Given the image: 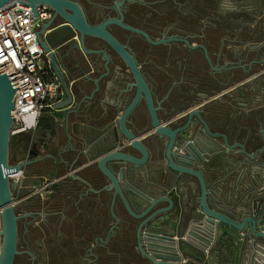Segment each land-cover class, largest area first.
Returning <instances> with one entry per match:
<instances>
[{
  "label": "water",
  "instance_id": "95a60500",
  "mask_svg": "<svg viewBox=\"0 0 264 264\" xmlns=\"http://www.w3.org/2000/svg\"><path fill=\"white\" fill-rule=\"evenodd\" d=\"M12 1L31 6L34 16H37L36 1L71 7L75 12L73 15L58 10L74 30L103 38L118 59L120 70L127 72L131 78L121 91L124 96L132 94L128 103L113 105L109 118V122L118 128L124 142L117 141L112 147L88 156L91 162L89 166L95 165L105 179L102 189L111 193L110 212L114 219L111 230L120 223L114 212L115 202L120 201L128 215L124 221L125 228L134 229L136 249L150 264H200V255L207 257L202 264H210L213 255H207L206 252L209 249L216 251L226 237L233 242V246L250 254L253 264H264V201L253 203L245 211H238L234 215L219 211L209 204L210 193L203 173L204 162L222 150L239 148L242 155L251 158L245 146L240 142L229 144L224 133L212 131L201 118L197 105L187 114L183 124L172 128L161 123L146 78L125 47L105 31L107 22L90 27L77 7L62 0H0V7ZM38 40L48 52L64 95L55 108L65 109V118L68 119L81 109L87 92L98 90L99 79L84 72L80 62L74 58V51L82 57L89 54L83 44L63 49L69 62L74 60L76 64L66 65L60 54L62 47L51 51L49 44L42 42L39 37ZM99 55L104 70L101 76H108L111 59L105 52L101 51ZM14 91L6 74L0 73V264H14L15 257L21 253L18 250V221L30 214L17 211L13 201L16 185L10 183L8 178V173L32 163L30 156L35 145L29 133L10 134L14 123L11 115ZM141 101L145 103L150 117V128L141 130L144 134L142 139L129 128L131 116ZM72 104L75 107H70ZM106 115L107 111L103 110L101 118L105 119ZM188 130L193 131L189 133ZM147 141L151 143L150 148L146 145ZM151 149L162 150L166 170L164 183L169 184V189L146 190L134 181L154 160ZM192 185L197 188L194 195L188 192ZM161 203L166 205L160 208Z\"/></svg>",
  "mask_w": 264,
  "mask_h": 264
},
{
  "label": "flooded vegetation",
  "instance_id": "af4514ba",
  "mask_svg": "<svg viewBox=\"0 0 264 264\" xmlns=\"http://www.w3.org/2000/svg\"><path fill=\"white\" fill-rule=\"evenodd\" d=\"M62 1L77 7L90 27L107 22L105 31L125 47L146 78L154 95L158 120L172 128L183 124L196 105L209 127L212 119L222 120L224 100L221 98H226V90L231 87L237 90L243 79L264 67V43L259 41L258 32V14L264 9V0ZM34 5L35 9L40 7L45 12L37 37L49 44L51 51L62 47L60 54L64 63H68L69 57L64 56L63 49L83 44L89 53L85 67L80 63L84 72L99 67L101 51L111 59L109 68L112 69L115 54L110 45L97 35L74 30L58 10L73 15L71 7L38 1ZM74 54L79 55L76 51ZM106 111L105 120H109L112 109ZM130 120L141 128H150L143 101ZM81 161L82 156L78 155L74 165ZM25 212L28 211L22 209L19 213ZM21 225L27 234L34 231L28 216L18 221L19 229ZM127 242L123 234L113 231L94 238L69 239L55 232L47 236L45 247L37 246L38 250L24 242L14 264L19 258H23L24 264L48 259L49 264H131L133 257ZM19 243L20 239L18 246Z\"/></svg>",
  "mask_w": 264,
  "mask_h": 264
},
{
  "label": "crops",
  "instance_id": "0c3cea01",
  "mask_svg": "<svg viewBox=\"0 0 264 264\" xmlns=\"http://www.w3.org/2000/svg\"><path fill=\"white\" fill-rule=\"evenodd\" d=\"M258 21L259 41L264 43V9L258 14ZM74 58L84 67L88 61L80 55ZM113 61L108 76H101L104 73L101 61L97 69L87 72L99 79V88L93 93L87 92L78 113L66 119L65 109H47L29 133L35 144L30 156L32 163L24 167L26 185L13 191V201L19 207L18 212L25 209L30 213L28 221H33L34 237L31 238V233L27 234L21 225L19 239L21 245L26 242L30 248L38 250L37 246L45 247L47 236L55 232L69 239L94 238L113 231L127 238L133 257L131 264H150L136 249L134 229L125 228L128 215L120 201L114 204L120 223L111 230L114 223L110 212L111 193L102 189L105 179L95 165L89 166L91 162L88 161L89 155L108 149L117 141L124 142L118 128L101 118L103 110L112 109L117 103L118 106L125 105L130 99L129 95H121V91L131 78L120 70L116 57ZM68 64L76 65L74 60L71 63L68 60ZM237 87V90L233 87L226 90L228 98L224 101L223 119H212L210 127L212 131L224 133L229 144L242 143L252 157H245L239 148H235L213 154L203 164L209 204L228 215L264 201V149L258 150L264 148V67L243 79ZM129 126L138 138H143L140 125L131 121ZM146 145L150 148L151 143L147 141ZM151 154L154 160L134 181L146 190L169 189V184L164 183L166 170L162 150L151 149ZM78 155L82 156V161L74 165ZM188 192L196 194V186H190ZM165 205L161 203L159 207ZM228 238L216 251L209 249L206 252L213 255L210 264H253L250 254L233 246ZM69 245L67 241L66 246ZM46 255L43 249V257ZM200 257L202 264L207 257ZM48 260L38 263L49 264Z\"/></svg>",
  "mask_w": 264,
  "mask_h": 264
},
{
  "label": "built area",
  "instance_id": "2783aa9c",
  "mask_svg": "<svg viewBox=\"0 0 264 264\" xmlns=\"http://www.w3.org/2000/svg\"><path fill=\"white\" fill-rule=\"evenodd\" d=\"M36 10L34 16L31 6L18 1L0 7V73L6 74L15 88L11 135L30 133L42 112L54 109L63 96L48 52L37 37L45 12L40 7ZM23 177L24 167L8 173L10 183L16 188Z\"/></svg>",
  "mask_w": 264,
  "mask_h": 264
},
{
  "label": "rangeland",
  "instance_id": "374dc122",
  "mask_svg": "<svg viewBox=\"0 0 264 264\" xmlns=\"http://www.w3.org/2000/svg\"><path fill=\"white\" fill-rule=\"evenodd\" d=\"M247 35H248V34L245 35V38L247 37ZM227 98H228V97L226 96V98H221V99L224 100V101H226ZM25 176H26V175H25V173H24V177L22 178V181H21V185H23V186L26 185V183H25ZM21 185H20V186H21ZM18 209H19V207H17V210H18ZM19 233H20V231H19ZM30 236H31V238L34 237V235H33L32 233L30 234ZM19 246H20V247H19ZM19 246H18V250L22 248L21 243L19 244ZM23 262H24V261H23V258H19V259L16 261L15 264H24ZM26 264H27V263H26ZM36 264H42V263H36Z\"/></svg>",
  "mask_w": 264,
  "mask_h": 264
},
{
  "label": "bare ground",
  "instance_id": "6f19581e",
  "mask_svg": "<svg viewBox=\"0 0 264 264\" xmlns=\"http://www.w3.org/2000/svg\"><path fill=\"white\" fill-rule=\"evenodd\" d=\"M0 228H1V222H0Z\"/></svg>",
  "mask_w": 264,
  "mask_h": 264
}]
</instances>
